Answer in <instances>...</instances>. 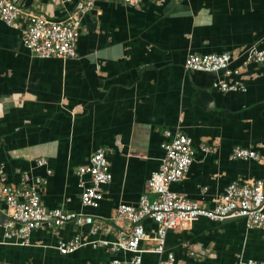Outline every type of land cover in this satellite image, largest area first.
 <instances>
[{"label": "crops", "instance_id": "crops-1", "mask_svg": "<svg viewBox=\"0 0 264 264\" xmlns=\"http://www.w3.org/2000/svg\"><path fill=\"white\" fill-rule=\"evenodd\" d=\"M24 13L65 19L71 3L15 0ZM264 48V0H142L130 6L97 0L84 14L77 57H37L23 45L18 29L0 20V165L8 183L26 171L47 176L40 188L48 208L91 215L112 231L90 232L89 225H43L28 244L6 241L0 226V264H133L130 252L84 245L61 254L59 240L79 235L85 241H114L129 232L124 219L112 220L121 203L136 205L164 151V131H181L196 150L184 178L170 189L213 206L232 181L264 178V162L231 159L234 147L264 146V63L250 58ZM231 55L226 77L240 89L212 87L213 73L184 67L192 53ZM206 145L204 152L199 146ZM98 147L107 149L112 180L103 186L98 207L81 204L76 170ZM44 157L47 166H37ZM47 168L52 173L46 175ZM145 230L155 228L151 219ZM140 243L139 264H157L160 255ZM197 247L203 257L190 256ZM166 251L176 264H247L264 261V230L247 229L243 219L211 221L199 217L184 228L169 229Z\"/></svg>", "mask_w": 264, "mask_h": 264}, {"label": "built area", "instance_id": "built-area-1", "mask_svg": "<svg viewBox=\"0 0 264 264\" xmlns=\"http://www.w3.org/2000/svg\"><path fill=\"white\" fill-rule=\"evenodd\" d=\"M38 1V0H33ZM71 3L72 11L65 19L50 20L33 13H24L15 0H0V20L6 25L18 29L22 35L25 48L37 57H58L62 59L77 57L76 45L81 32L82 16L91 11L97 0H46ZM130 6L140 5L142 0H119ZM250 58L257 63H264V48L251 49ZM231 55L223 53L189 54L184 60V67L190 71L215 74L212 87L222 91H236L240 86L229 82L226 77L237 74V69L230 68ZM165 139L161 143L164 155L158 168L147 180V190L136 205L121 203L117 206L112 220L124 219L129 223V232H118L114 241H85L79 235L70 240H59L57 249L61 254L76 251L80 247L91 244L107 246L112 252H130L134 256L133 264L141 262L140 243L153 240L154 246L148 251L160 255L157 264H176L173 252L166 251L165 239L169 229L184 228L199 217L211 221H222L230 218H241L247 229L264 230V178L250 181H232L216 200L213 206L183 197L170 189V185L184 178L194 161L196 150L192 139L181 131H164ZM208 152L210 147L199 146ZM233 160H255L264 162V146L262 150L245 147H234L229 155ZM44 157L36 160L37 166H47ZM52 170L47 168L46 175ZM81 178L85 175L89 180H80L81 204L98 207L103 198V186L112 180L107 160V149L98 147L91 154L89 161L76 170ZM47 176H30L26 171L18 183L7 182L5 172L0 165V226L6 241L23 245L29 243L32 230L43 225L62 226L73 223L76 226L89 225L90 232L103 231L109 233L112 227L102 222H94L91 215L66 211L63 208H48L41 199L40 188L47 184ZM151 219L155 228L145 230L143 222ZM190 256L203 257L206 251L197 247L190 251ZM110 264H127L113 259ZM247 264H264V261L249 259Z\"/></svg>", "mask_w": 264, "mask_h": 264}]
</instances>
